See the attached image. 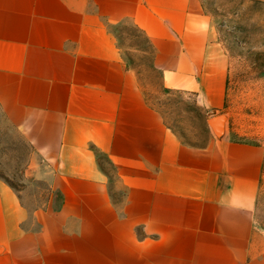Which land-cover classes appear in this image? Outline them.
Segmentation results:
<instances>
[{"label": "crops", "instance_id": "obj_1", "mask_svg": "<svg viewBox=\"0 0 264 264\" xmlns=\"http://www.w3.org/2000/svg\"><path fill=\"white\" fill-rule=\"evenodd\" d=\"M208 21L200 0H0V111L51 189L30 208L0 181V264H264L261 147L226 121L182 141L115 32L136 28L162 85L219 113L226 67Z\"/></svg>", "mask_w": 264, "mask_h": 264}, {"label": "rangeland", "instance_id": "obj_2", "mask_svg": "<svg viewBox=\"0 0 264 264\" xmlns=\"http://www.w3.org/2000/svg\"><path fill=\"white\" fill-rule=\"evenodd\" d=\"M200 1L209 20V50L226 67L224 102L219 113L210 114L196 105L191 94L162 85L159 71L151 64V48L136 28L120 25L115 32L146 100L182 141L205 144L209 139L207 120L221 115L232 139L261 147L253 222L255 230L264 236V0ZM38 162L33 148L0 111V181L12 187L30 208L46 206L51 195L48 175L37 171Z\"/></svg>", "mask_w": 264, "mask_h": 264}, {"label": "water", "instance_id": "obj_3", "mask_svg": "<svg viewBox=\"0 0 264 264\" xmlns=\"http://www.w3.org/2000/svg\"><path fill=\"white\" fill-rule=\"evenodd\" d=\"M214 113H215L214 110L210 111V114H214ZM222 122H223V116L221 115L215 118H209L207 120L208 125L210 126L214 134H216L217 136L220 135L223 131Z\"/></svg>", "mask_w": 264, "mask_h": 264}]
</instances>
